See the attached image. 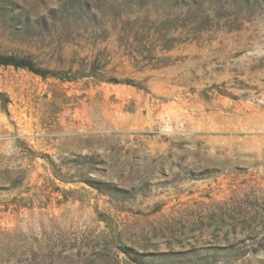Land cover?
Wrapping results in <instances>:
<instances>
[{"label":"rangeland","instance_id":"1","mask_svg":"<svg viewBox=\"0 0 264 264\" xmlns=\"http://www.w3.org/2000/svg\"><path fill=\"white\" fill-rule=\"evenodd\" d=\"M0 264H264V0H0Z\"/></svg>","mask_w":264,"mask_h":264},{"label":"trees","instance_id":"2","mask_svg":"<svg viewBox=\"0 0 264 264\" xmlns=\"http://www.w3.org/2000/svg\"><path fill=\"white\" fill-rule=\"evenodd\" d=\"M0 66L15 67L17 69H27L30 72L39 75L41 77H47L49 72L43 71L37 68L30 60L24 58H18L14 56L0 55Z\"/></svg>","mask_w":264,"mask_h":264}]
</instances>
